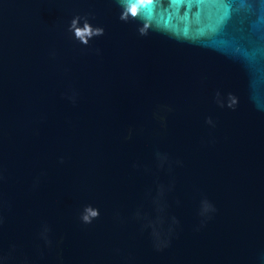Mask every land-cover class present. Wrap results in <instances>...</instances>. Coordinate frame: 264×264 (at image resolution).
I'll use <instances>...</instances> for the list:
<instances>
[{"label":"water","instance_id":"water-1","mask_svg":"<svg viewBox=\"0 0 264 264\" xmlns=\"http://www.w3.org/2000/svg\"><path fill=\"white\" fill-rule=\"evenodd\" d=\"M0 216L5 264H264V0H0Z\"/></svg>","mask_w":264,"mask_h":264},{"label":"clouds","instance_id":"clouds-1","mask_svg":"<svg viewBox=\"0 0 264 264\" xmlns=\"http://www.w3.org/2000/svg\"><path fill=\"white\" fill-rule=\"evenodd\" d=\"M129 2L131 3V2H133V0H129ZM129 11H131V14L133 16L136 15L137 10L134 7L131 9L126 7L121 13V19H127L128 15H129ZM69 30L72 31L71 26L69 27ZM96 32L101 33V32H103V29L98 28V29H96ZM76 34L77 35L80 34L78 29H77ZM90 35H91V33H90ZM217 95H218V97L220 96L219 93ZM74 98L75 97L73 96V99ZM219 102L221 104H224L225 100L223 99V100H220ZM226 102H227L228 106L235 107L238 104V98L234 97L232 93H229ZM208 122L210 124H214V121H213L211 116L208 117ZM132 133H133V130L129 129V132H128L129 138L132 136ZM61 159H63V157H61ZM91 209H92L91 204L84 205L83 210L80 213V217L85 223H91L96 217H99L101 215V211L99 209V206L96 207L95 211H90ZM215 211H216V205L211 200H209L207 197H205L201 202V215L207 216L208 214L213 213ZM173 219L175 220L176 218H173ZM2 221H3V217L0 216V222H2ZM49 231H50L49 227L47 225H45L41 235L44 236L45 239H48L47 234ZM154 232L158 238V244H157L158 247H162L168 243V241L166 239H163V237L161 236L160 230L155 227V224H154ZM48 242L51 243V240L48 239ZM5 259L6 258L3 255H0V264H5Z\"/></svg>","mask_w":264,"mask_h":264}]
</instances>
